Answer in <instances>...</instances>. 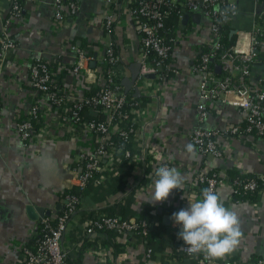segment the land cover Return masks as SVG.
<instances>
[{
	"label": "built area",
	"instance_id": "built-area-1",
	"mask_svg": "<svg viewBox=\"0 0 264 264\" xmlns=\"http://www.w3.org/2000/svg\"><path fill=\"white\" fill-rule=\"evenodd\" d=\"M101 1L107 10L104 27L108 41L100 55L95 58L89 49L70 44L60 55L31 61L34 103L30 112L15 124L16 132L26 146L42 144L46 137L48 140L64 132L68 141L77 147L70 171L80 192L90 187L101 189L107 186L112 165L129 167L139 159L133 153V147L142 134L140 126L148 114L144 99L157 101L159 92L170 88V81L183 74L179 54L188 47L195 54L188 61L187 73L198 80L196 109L199 126L190 134L196 149L203 156L224 160L226 149L218 139L254 136L264 140V89L260 87L254 91L250 84L255 66L264 64V0ZM54 9V29L59 31L64 24H76L78 0H54ZM121 10L130 15L137 32L138 55L130 62L140 65V71L130 89L123 84L124 77H131L125 76L126 66L113 31L120 20L118 12ZM246 13L252 18L248 44L226 45L224 33L230 31L231 36H235L236 30L242 27L240 19ZM23 14L20 0H0L3 62L16 46L11 29L14 24L25 21ZM196 14L200 15L198 23L193 21ZM186 15L190 19L184 24ZM173 18L176 22L170 24ZM65 56L70 57L69 62L63 60ZM92 62H95V67H92ZM218 67L221 68L220 75ZM67 73L73 76L69 87L60 83ZM152 75L154 78H150ZM155 105L158 106L157 103ZM155 105L150 103V106ZM222 106L236 108L241 123L229 124L225 130L205 128L206 121ZM163 148L157 141L148 150H143L139 160L145 169L155 166L156 170L161 165L174 167ZM259 181L264 185V174L247 181L243 186L244 193L257 191ZM203 183L217 193L222 187H229L232 201L233 195L238 193L223 171L197 173L191 183L192 195L197 200L202 198L199 190ZM137 186L130 192L137 193L143 189L140 183ZM72 189L68 188L69 191ZM262 190L258 191L259 195ZM64 202V215L55 224L51 218L43 219L33 244L22 248L21 264H78L71 261L63 249V240L79 210L80 197L69 193ZM253 204L255 207L258 205L257 201ZM85 232V241L95 234L107 232L137 235L146 241L151 234V222L96 212L88 219ZM181 251L199 264H239L210 258L203 250H190L184 244ZM90 252L98 258L99 264L108 263L107 248L100 246ZM154 255L155 249L147 244V260L152 261ZM247 264H264V258H256Z\"/></svg>",
	"mask_w": 264,
	"mask_h": 264
},
{
	"label": "crops",
	"instance_id": "crops-1",
	"mask_svg": "<svg viewBox=\"0 0 264 264\" xmlns=\"http://www.w3.org/2000/svg\"><path fill=\"white\" fill-rule=\"evenodd\" d=\"M78 1L76 24H64L59 31L54 29V0L25 2V21L14 24L11 29L16 46L9 51L4 62L0 52V264H21L22 248L33 244L43 220L39 211L51 213L45 218L58 216L64 208L63 195L69 191L68 188L79 190L70 171L76 159L77 147L68 141L64 132L48 140L46 137L42 144L26 146L15 128L16 122L30 112L34 103L31 61L60 55L70 44H80L89 49L95 58L104 51L108 41L104 27L107 13L105 4L101 0ZM118 15L120 20L115 24L114 37L126 66L125 76L132 80L133 63L130 61L138 55L137 32L130 15L122 10ZM240 25L242 27L235 34L236 43L247 45L252 28L249 13L242 16ZM194 54L190 47L181 51L179 61L184 69L183 74L170 81V88L159 92L157 101L144 99L143 105L148 108V114L140 126L142 134L137 137L133 147V153L142 159L143 150H148L158 141L174 168L184 177V190H174L165 202H153L154 181L157 178L155 166L145 169L139 159L129 167L112 165L107 186L101 189L90 187L83 193L79 190V210L63 240V249L71 261L99 264L98 258L90 251L102 246L108 250L107 264H199L182 253L184 242L177 235L180 228L173 219L166 225L164 216L172 217L174 212L188 207V201L197 200L191 188L197 173L239 169L252 175L264 174L262 139L254 136L248 139H218L226 149L227 157L224 160L203 156L191 142L190 134L199 126L196 109L199 101L198 80L187 73L190 66L188 61ZM69 59V56L63 58L65 62H69ZM72 77L71 73L64 75L60 80L61 85L69 87ZM250 84L254 91L260 87L264 89V64L255 66ZM150 103H154L155 107ZM239 123L241 116L238 110L222 106L206 121L204 127L225 130L229 124ZM188 145H192L191 152ZM139 183L143 189L137 193L130 192ZM218 194L224 206L238 217L242 232L236 249L220 260L247 264L256 258H264V188L256 207L251 201H232L229 187H222ZM159 208H162L163 214H159ZM96 212L148 220L151 222L152 242L149 243L148 239L144 241L137 235L117 232L98 233L85 241L87 221ZM147 244L155 249L152 261L146 258Z\"/></svg>",
	"mask_w": 264,
	"mask_h": 264
},
{
	"label": "clouds",
	"instance_id": "clouds-1",
	"mask_svg": "<svg viewBox=\"0 0 264 264\" xmlns=\"http://www.w3.org/2000/svg\"><path fill=\"white\" fill-rule=\"evenodd\" d=\"M192 151V145H188ZM153 202L168 200L174 190H184V177L174 167L161 165L155 170ZM179 226L178 237L190 250H203L210 258H222L233 252L242 235L238 217L221 202L212 188L203 191L201 199L188 201V207L172 215Z\"/></svg>",
	"mask_w": 264,
	"mask_h": 264
},
{
	"label": "trees",
	"instance_id": "trees-1",
	"mask_svg": "<svg viewBox=\"0 0 264 264\" xmlns=\"http://www.w3.org/2000/svg\"><path fill=\"white\" fill-rule=\"evenodd\" d=\"M25 2L23 0H20V4L22 6H24ZM176 22V19H171V22L170 24H174ZM224 38H223V41L226 43V45H233L236 43V38L235 36H231V32L230 31H226L224 33ZM2 108V98L0 96V110ZM87 115V112L85 113V117ZM225 173L227 174L228 178H229V181H230V184H232V186L234 187V189H236L238 191V193H235L233 195V201H251V202H256L257 200H259V193L258 191L263 189L264 188V185L259 181V185H260V188L257 190V191H249L247 193H244V189H243V186L244 184L249 181L250 179H253V178H256V175H252L250 173H247V172H244L242 170H237V169H231V170H226ZM235 182H238V184H235ZM208 188V185L203 183L200 185V195L203 194V191L205 189ZM69 193L71 194H76L77 196H80V192L78 189H74L72 191H66L63 195V198H65L66 195H68ZM64 210H62L60 212V214L56 217H51V219L53 220L52 223L55 224L58 219L64 215ZM109 233V232H108ZM148 241L149 243L152 242V238L149 237L148 238ZM32 244H30L29 246H31Z\"/></svg>",
	"mask_w": 264,
	"mask_h": 264
},
{
	"label": "water",
	"instance_id": "water-1",
	"mask_svg": "<svg viewBox=\"0 0 264 264\" xmlns=\"http://www.w3.org/2000/svg\"><path fill=\"white\" fill-rule=\"evenodd\" d=\"M189 19H190V16L189 15H186L184 17L183 23L184 24H187V22L189 21ZM199 20H200V15L199 14H196V15L193 16V21H195V22L198 23ZM92 67H95V62H92ZM131 71H132V74H133L132 75V80H130L129 78H126L124 80V82H123V84L126 86L127 89H130L131 86H132V84L134 83V81L137 79L138 74H139V71H140V65L133 64L131 66ZM217 73H221V68L220 67L217 68ZM150 78H154V76L152 75V76H150ZM137 95H139V93H137ZM158 212H159V214H163L162 208H159L158 209ZM39 213L41 215V219H44L45 217H49L51 215L50 212L45 213V211H43V210H40ZM171 220H172V217L171 216H169V215H165L164 216V223L166 225H169L171 223Z\"/></svg>",
	"mask_w": 264,
	"mask_h": 264
}]
</instances>
